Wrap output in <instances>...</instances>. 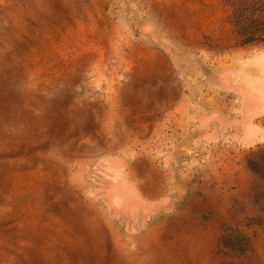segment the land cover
<instances>
[{
	"label": "rangeland",
	"instance_id": "obj_1",
	"mask_svg": "<svg viewBox=\"0 0 264 264\" xmlns=\"http://www.w3.org/2000/svg\"><path fill=\"white\" fill-rule=\"evenodd\" d=\"M252 49L264 0H0V264H264V142L188 124L214 144L155 219L98 167L145 161L148 115L201 101Z\"/></svg>",
	"mask_w": 264,
	"mask_h": 264
},
{
	"label": "crops",
	"instance_id": "obj_2",
	"mask_svg": "<svg viewBox=\"0 0 264 264\" xmlns=\"http://www.w3.org/2000/svg\"><path fill=\"white\" fill-rule=\"evenodd\" d=\"M235 70L228 71V74L223 76L226 80L217 81L218 83L214 82V76H218L214 70L204 75L205 85L209 90L205 91L206 97L201 101L188 105H162L166 112L161 118H157L158 121L154 114L148 115L146 126L150 128L147 130L146 141L152 144L147 145L148 154L145 161L132 162L129 155L124 153L109 155L98 161V167L109 172L106 185L123 180L129 186L132 199L145 208L133 216L136 215L138 218L146 213L153 219L158 218L170 208L175 175L197 172V168H202L204 144L213 145L214 140L211 138L213 142H207L193 135L186 128L188 124L197 126L207 124L211 136L217 132L219 125L225 124L227 131L221 137L222 142L234 143L237 140L241 147L264 142V49L247 51L238 65L241 75H237ZM214 89L218 96H214ZM230 93L240 97L241 118L252 129L254 134L252 140L245 141L243 131L235 133V128L240 122H236L232 113L234 103L226 96ZM152 109L154 110V107ZM157 126L169 128L164 130L156 128ZM161 141L171 144L161 145L159 144ZM187 141L190 142L188 146L183 144ZM136 166L143 167V172L148 175L145 182H136L131 176V169ZM108 205L113 208L117 204Z\"/></svg>",
	"mask_w": 264,
	"mask_h": 264
}]
</instances>
